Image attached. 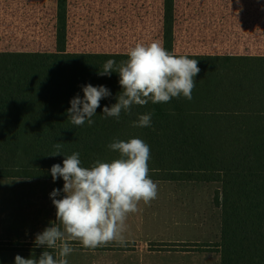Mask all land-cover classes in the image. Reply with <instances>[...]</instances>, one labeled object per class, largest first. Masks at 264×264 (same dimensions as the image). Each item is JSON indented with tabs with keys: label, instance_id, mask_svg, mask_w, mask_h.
<instances>
[{
	"label": "rangeland",
	"instance_id": "obj_1",
	"mask_svg": "<svg viewBox=\"0 0 264 264\" xmlns=\"http://www.w3.org/2000/svg\"><path fill=\"white\" fill-rule=\"evenodd\" d=\"M200 1H177L173 34L176 52L264 55V0ZM156 2L150 4L149 35L137 34L132 24H119V33L115 35L108 15L106 22L98 27L94 17L85 11L79 26L81 39L69 40L68 51L128 54L137 43L162 42V20ZM64 8L67 9V1ZM59 10L62 11L61 0H0V52L52 51L61 25ZM104 64L67 66L66 155L79 152L80 157L118 158L119 154L108 147L114 139L140 138L150 146V159L158 158L161 103L134 105L131 115L122 111L118 120L105 118L104 107L110 108L117 102L122 88L118 72L113 71L110 77L98 75ZM120 64L116 63L115 67ZM198 67L193 98L190 101L182 95L173 98V157L264 161V65L198 64ZM89 83L106 86L111 96L100 101L92 117L93 125L86 121L83 126H74L67 113L70 101L76 95L83 97L81 86ZM53 113V64L0 62V156L52 157L48 155L54 151ZM147 113H152L151 126H134L139 116ZM154 182L158 184L157 197L149 204L140 201L137 212L159 210L157 228L152 226V233L144 235L145 227L143 231L126 227L124 240L143 236L145 241L149 238L161 242H197L200 247L191 255L192 264H220L218 252L203 245L220 240L221 210L214 202V195L221 184ZM63 186L57 199L66 195ZM54 189L57 188L51 179L0 177V251L23 252L24 249L8 247L34 242L37 233L58 223L57 209L50 197ZM29 250L33 253L48 250L55 258L59 242L55 250L43 247Z\"/></svg>",
	"mask_w": 264,
	"mask_h": 264
},
{
	"label": "clouds",
	"instance_id": "obj_2",
	"mask_svg": "<svg viewBox=\"0 0 264 264\" xmlns=\"http://www.w3.org/2000/svg\"><path fill=\"white\" fill-rule=\"evenodd\" d=\"M128 59L116 68V61L109 59L103 65L99 76H111L113 71L119 73L122 91L117 102L110 108L105 106V118L117 120L121 112L132 114L134 105L144 106L152 103H167L172 98L182 95L187 100L193 98L195 77L200 72L197 59L185 55L177 56L167 51L161 41L148 45L137 43L128 53ZM83 97L76 95L70 101L68 118L74 126H83L87 121L95 123L92 117L100 107L103 98L111 96L104 86L83 85ZM152 113L139 116L134 126L150 127ZM108 147L117 152L118 158L110 162L97 160L91 167H83L79 152L65 155L63 145H54V151L48 156L63 154V166L52 165L51 175L55 182L63 178V198L56 197L61 189L50 193L57 209L56 221L37 233L35 245L44 249L39 258H24L19 254L15 264H68L66 257L74 249L71 241H79L84 248L95 249L110 242L123 243L126 220L130 213L138 211V204H149L158 195V184L149 177L150 146L140 138L128 141L114 139Z\"/></svg>",
	"mask_w": 264,
	"mask_h": 264
},
{
	"label": "trees",
	"instance_id": "obj_3",
	"mask_svg": "<svg viewBox=\"0 0 264 264\" xmlns=\"http://www.w3.org/2000/svg\"><path fill=\"white\" fill-rule=\"evenodd\" d=\"M65 1L61 0V25L57 31L54 49L47 52H0V62H40L54 66V115L53 147L60 143L66 155V72L70 63H116L126 61V53L70 52L65 30ZM174 0H165L164 34L162 44L177 56L197 59L198 64L210 65H264V55L251 57L234 54H182L175 51ZM161 150L159 157L149 160V177L153 181L170 182H219L214 202L221 210L220 240L203 247L212 246L220 255V264H264V161L250 160H181L173 157V98L161 103ZM55 150V149H54ZM63 154L52 157L0 156V177L52 179L51 167L63 166ZM83 167H91L95 161L110 162L116 158L80 157ZM63 178L55 181L61 189ZM22 244V246H20ZM8 248L29 250L33 248L20 243ZM73 248L83 249L79 241H71ZM155 243L151 244L154 246ZM24 245V246H23ZM124 243H119L123 247ZM208 245V246H206ZM106 247L111 244L105 245ZM114 246V245H113ZM164 250L198 251L200 244L159 243ZM7 247V246H5ZM104 248L99 246L95 249ZM36 249V248H34ZM6 250V249H2Z\"/></svg>",
	"mask_w": 264,
	"mask_h": 264
},
{
	"label": "crops",
	"instance_id": "obj_4",
	"mask_svg": "<svg viewBox=\"0 0 264 264\" xmlns=\"http://www.w3.org/2000/svg\"><path fill=\"white\" fill-rule=\"evenodd\" d=\"M67 1V9H65V30L66 38L81 39L78 34L81 33L79 26L82 24V13L88 11L90 16L94 17V24L101 27L106 22V16L110 18L113 32L115 35L119 33V24L134 25L136 26L135 32L137 34L146 33L149 35L151 26V10L150 4L156 2L159 7V14L162 20V40L164 34V15H165V0H64ZM178 0H174V27L173 34L176 24V8L178 9ZM194 1V0H193ZM200 1V0H199ZM161 4H158L160 3ZM200 2H208L203 0ZM64 3V5H65ZM177 5V6H176ZM259 5V4H257ZM197 8L193 6V9ZM124 17V19H122ZM122 20V21H121ZM134 35V34H133ZM138 38L140 36H137ZM144 36H141L143 39ZM148 38V36H146ZM175 39V38H174ZM166 212L170 210L166 209ZM146 217V218H145ZM160 211H145L143 213L135 212L129 214L127 217V227H137L141 231L143 227L147 231L146 233H152L150 228L157 225L160 221ZM221 230V228H220ZM158 233V231H155ZM143 235V234H142ZM141 236V235H140ZM141 238H134L131 240H124L125 244L123 247H119V242H110L111 246L99 249L89 248H73L74 251L66 257L68 264H192L193 250H174L166 251L162 250L158 246L159 243H181L173 241H155L154 239L147 238L145 241ZM159 239V238H156ZM33 244V248H38L34 242H28ZM154 246H151V244ZM182 243H193L183 241ZM114 245V246H113ZM41 251H35L34 253L30 250L22 251H0V264H15V257L17 254L24 258H39Z\"/></svg>",
	"mask_w": 264,
	"mask_h": 264
}]
</instances>
